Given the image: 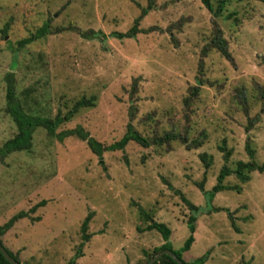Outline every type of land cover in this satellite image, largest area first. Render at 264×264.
Instances as JSON below:
<instances>
[{
  "label": "rangeland",
  "instance_id": "obj_1",
  "mask_svg": "<svg viewBox=\"0 0 264 264\" xmlns=\"http://www.w3.org/2000/svg\"><path fill=\"white\" fill-rule=\"evenodd\" d=\"M141 16L134 39L112 37ZM42 28L45 36L18 45ZM217 35L229 60L213 45ZM8 73L42 117L96 98L59 131L82 126L110 146L131 123L151 144L100 158L76 138L60 143L38 129L29 152L0 157V226L46 202L2 238L22 263L145 264L165 241L138 230L148 226L140 211L170 228L178 251L191 236L185 199L199 211L184 262L208 253L205 264H264V172L245 183L232 175L230 189L207 195L225 165L221 147L231 170L264 164V0H232L221 16L202 0H0V149L17 134L5 111Z\"/></svg>",
  "mask_w": 264,
  "mask_h": 264
},
{
  "label": "trees",
  "instance_id": "obj_2",
  "mask_svg": "<svg viewBox=\"0 0 264 264\" xmlns=\"http://www.w3.org/2000/svg\"><path fill=\"white\" fill-rule=\"evenodd\" d=\"M212 0H202L203 5L213 14L216 16H221L225 10L227 5L232 0H218L216 8L211 2ZM147 13V10H143V16ZM138 18L134 26L128 31V33H113L111 34L112 37L117 38L119 40L123 39H134L139 33H141V30L139 29V25L141 22L142 17ZM46 34V28H42L38 31V33L30 38L24 39L18 43L20 47H25L36 40L42 38ZM214 47L218 50V52L229 60L230 54L227 49L226 41L223 40L218 35L213 40ZM205 50H203L204 52ZM6 82V113L7 115L12 119L14 124L17 127V134L14 138L7 141L3 147L0 149V157H7L8 155L12 153L17 152H29L32 149L33 146V137L35 132L38 129H43L47 132V135L49 138L54 139L60 143L65 141L68 138H76L80 140L81 142L86 143L87 147L98 157L102 158L103 153L106 152H116V151H124L126 146L130 142H136L139 145L148 148L151 144L149 143V140L141 136L133 127V125L130 123L127 127L126 134L120 139V141L110 145V146H103L101 143L96 141L94 138L91 137L89 132H87L82 126H77L74 129L70 130H62L59 131L61 126L70 122L76 114L83 110V109H89L96 106V98H83L76 102V104L73 106L71 110H69L65 115H62L60 110L57 113V115L52 119L48 117H42L39 114L33 113L30 106L28 98L30 91L26 90L21 95L17 93L16 90V81L14 73H8L5 77ZM22 97L24 98V101L22 100ZM176 136L168 135L165 136L163 141L166 139L172 140ZM162 140H160L158 143L161 145ZM155 144V143H153ZM196 145L200 146L201 143L196 142ZM221 151L225 153V165L223 166L218 178H217V185L212 189L211 192L205 193L207 195H210V200L214 199V197L221 191L226 188L223 186V182L226 178L236 175L238 179H240L242 182H247L250 180V174L259 171L264 172V164L258 165L255 162H249V163H243L239 162L237 164V167L235 170H231L227 164L229 162V159L231 157V152H227V149L225 147L220 148ZM247 149L250 153V156H254V151L250 150L249 146H247ZM201 161L204 163L206 169H210L211 165L213 164L212 158L209 157L207 154H203L200 156ZM198 187L202 192H204V185L203 183L199 184ZM234 189V188H233ZM184 202L189 206L191 212L193 215L188 220V228L190 230L191 236L188 238V240L185 242L182 249L178 251H174L171 247V244L169 243V239L172 235V231L170 228L165 225L164 223H159L153 220L144 210L140 211L141 219L148 223V226L140 231L144 232H151V231H157L162 235V238L165 241V244L162 245L159 248H156L152 254H146L147 261L145 264H147L152 258L160 254L161 252L165 250H169L173 252L180 260H183L184 253H187L190 251L193 243H194V235L196 232V222L198 219V211L199 209L194 206L193 204L189 203L187 200L184 199ZM46 205L45 201H42L41 203L37 204L35 207H33L29 212L21 211L18 214L14 215L9 221H7L5 224L0 226V244L6 249L8 254L13 257L16 261L22 263L19 258L14 255L11 251H9L4 245L2 238L14 227V225L22 220L31 218V214H34L39 208L44 207ZM218 211V210H216ZM34 221H40L39 218H35ZM91 221V216L89 215L86 218V221L83 225V232H85L88 222ZM90 239L89 235H84L83 240L87 242ZM84 244L80 245V250H78L77 257L82 255V247ZM208 260V253L204 255L203 257L197 259L193 264H205ZM186 263V262H184ZM0 264H10L3 254L0 252ZM25 264V263H22ZM155 264H177L173 259H171L168 256L162 257L157 263ZM188 264V263H186Z\"/></svg>",
  "mask_w": 264,
  "mask_h": 264
},
{
  "label": "water",
  "instance_id": "obj_3",
  "mask_svg": "<svg viewBox=\"0 0 264 264\" xmlns=\"http://www.w3.org/2000/svg\"><path fill=\"white\" fill-rule=\"evenodd\" d=\"M0 252L3 254V256L5 257V259L10 263V264H22L18 261H16L13 257H11L8 252L6 251V249L0 244ZM164 256H168L171 259H173L177 264H186L184 263L182 260H180L173 252L169 251V250H165L163 252H161L160 254H158L157 256H155L154 258H152L147 264H155L157 263L162 257Z\"/></svg>",
  "mask_w": 264,
  "mask_h": 264
}]
</instances>
